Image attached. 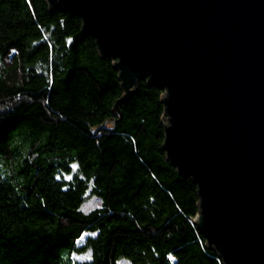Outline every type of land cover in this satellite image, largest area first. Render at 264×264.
Here are the masks:
<instances>
[{
  "label": "trees",
  "instance_id": "obj_1",
  "mask_svg": "<svg viewBox=\"0 0 264 264\" xmlns=\"http://www.w3.org/2000/svg\"><path fill=\"white\" fill-rule=\"evenodd\" d=\"M82 27L47 0H0V264H224L163 148L164 90L122 100Z\"/></svg>",
  "mask_w": 264,
  "mask_h": 264
},
{
  "label": "water",
  "instance_id": "obj_2",
  "mask_svg": "<svg viewBox=\"0 0 264 264\" xmlns=\"http://www.w3.org/2000/svg\"><path fill=\"white\" fill-rule=\"evenodd\" d=\"M47 1L114 60L122 100L164 90L163 148L198 187V228L224 264H264V0Z\"/></svg>",
  "mask_w": 264,
  "mask_h": 264
},
{
  "label": "rangeland",
  "instance_id": "obj_3",
  "mask_svg": "<svg viewBox=\"0 0 264 264\" xmlns=\"http://www.w3.org/2000/svg\"><path fill=\"white\" fill-rule=\"evenodd\" d=\"M101 206V199L97 196H93L89 199H87L83 206H82V209L85 211V212H88V211H91L92 209L94 208H97V207H100ZM89 235V233H86L83 238L80 240V242H84L85 241V238ZM74 257L76 259H80V260H83V259H88L90 257V252L89 253H86V254H74ZM118 264H131L127 259H121L119 261Z\"/></svg>",
  "mask_w": 264,
  "mask_h": 264
}]
</instances>
